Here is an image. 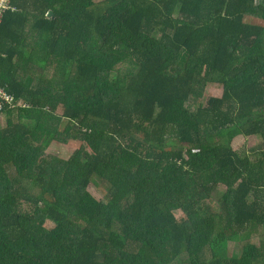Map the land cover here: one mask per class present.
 <instances>
[{
    "label": "trees",
    "instance_id": "1",
    "mask_svg": "<svg viewBox=\"0 0 264 264\" xmlns=\"http://www.w3.org/2000/svg\"><path fill=\"white\" fill-rule=\"evenodd\" d=\"M12 4L0 264H264V0Z\"/></svg>",
    "mask_w": 264,
    "mask_h": 264
},
{
    "label": "rangeland",
    "instance_id": "2",
    "mask_svg": "<svg viewBox=\"0 0 264 264\" xmlns=\"http://www.w3.org/2000/svg\"><path fill=\"white\" fill-rule=\"evenodd\" d=\"M97 1H102V0H97ZM224 93V86L222 84L216 83V84H211L208 86L207 90H206V97L204 99V101H208V99L211 96H222ZM22 104V101H20L19 105ZM59 114H61V112H59ZM4 124L6 125L7 122L4 120L5 117H2ZM258 145V140L255 138H246L244 136H240L238 137L235 141H234V147L237 151H251L254 148H257ZM83 147L88 148L89 150H91V148L89 147L88 143L82 139H73L70 144L67 145H63V144H52L51 146H49L47 148V153H52V154H57V155H61L62 157L65 158H69L75 150L81 149ZM117 154L121 156V154H127L130 153L134 156H138L136 153L134 154L133 151H135V145H133L130 141H124L121 140L118 143V146L116 148ZM90 190L91 192L97 196L100 199H104L106 196V192L103 188L98 187L96 184H92L90 186ZM212 204L219 209V204L217 202H212ZM28 207V206H27ZM177 217H182L184 215V213L182 211H177L176 213ZM48 226H53L54 223L51 221L47 222ZM251 241L255 244H259V239L257 237H254L251 239ZM232 248L234 249L235 252H238L241 249V246L239 243H235L233 244Z\"/></svg>",
    "mask_w": 264,
    "mask_h": 264
},
{
    "label": "built area",
    "instance_id": "3",
    "mask_svg": "<svg viewBox=\"0 0 264 264\" xmlns=\"http://www.w3.org/2000/svg\"><path fill=\"white\" fill-rule=\"evenodd\" d=\"M10 8L15 9V6H13L12 4V0H0V26L2 25L5 12ZM5 100L12 101L13 98L10 96V93L5 88L0 86V112L3 111V101Z\"/></svg>",
    "mask_w": 264,
    "mask_h": 264
},
{
    "label": "water",
    "instance_id": "4",
    "mask_svg": "<svg viewBox=\"0 0 264 264\" xmlns=\"http://www.w3.org/2000/svg\"><path fill=\"white\" fill-rule=\"evenodd\" d=\"M50 14L52 15V14H54V12H53V11H51V13H50Z\"/></svg>",
    "mask_w": 264,
    "mask_h": 264
}]
</instances>
